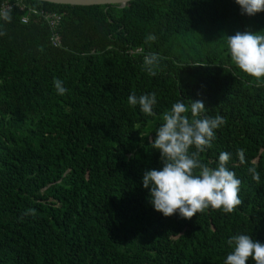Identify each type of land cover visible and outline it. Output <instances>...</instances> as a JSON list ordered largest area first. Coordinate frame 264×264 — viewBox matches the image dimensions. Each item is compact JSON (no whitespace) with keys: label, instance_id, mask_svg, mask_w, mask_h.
<instances>
[{"label":"trees","instance_id":"trees-1","mask_svg":"<svg viewBox=\"0 0 264 264\" xmlns=\"http://www.w3.org/2000/svg\"><path fill=\"white\" fill-rule=\"evenodd\" d=\"M5 3L0 264H223L232 235L264 243V78L242 72L226 43L237 31L264 30V12L243 15L234 0H132L123 8L0 0V11ZM37 11L60 15L59 46ZM149 53L161 57L154 77L143 65ZM56 79L68 89L63 96ZM151 92L153 116L127 102ZM181 99L224 117L199 158L216 167L221 152L231 154L242 203L230 213L164 217L148 202L141 176L162 166L150 140Z\"/></svg>","mask_w":264,"mask_h":264},{"label":"clouds","instance_id":"clouds-1","mask_svg":"<svg viewBox=\"0 0 264 264\" xmlns=\"http://www.w3.org/2000/svg\"><path fill=\"white\" fill-rule=\"evenodd\" d=\"M234 2L243 15L254 16L264 12V0ZM0 19L7 22L10 16L5 12L0 14ZM3 34L0 32V36ZM146 39L155 41L157 37L150 34ZM226 43L232 61L242 72L257 80L264 78V30L237 31L227 36ZM160 62L161 57L155 53L143 58L146 71L153 77L157 75ZM54 87L60 96L68 91L60 79L54 80ZM188 101L186 104L182 99L177 100L163 114V123L155 129V138L150 140L153 149L160 153L162 166L145 170L141 185L147 190L152 208L164 217L176 214L188 219L208 208L230 213L242 203L239 197L241 180L227 166L231 154L221 152L216 167L208 166L199 158L201 153L212 147L216 130L225 123L224 117L203 115L206 112L203 101ZM127 102L130 106H138L145 115H155V92L139 96L131 93ZM193 148L195 150L191 151ZM249 172L259 182V172L255 168H249ZM226 243L231 251L226 254L223 264H246L249 258L254 264H264V243L251 235L238 233L229 237Z\"/></svg>","mask_w":264,"mask_h":264},{"label":"built area","instance_id":"built-area-1","mask_svg":"<svg viewBox=\"0 0 264 264\" xmlns=\"http://www.w3.org/2000/svg\"><path fill=\"white\" fill-rule=\"evenodd\" d=\"M12 6L8 3H5L4 5H2L1 8V13L9 10ZM37 13L45 20V22L48 25V28L51 32V37H50V41L52 43L53 46H59V37L57 34V26L59 24L60 21V15L54 12H43V11H37ZM22 21L25 22L26 19L22 18Z\"/></svg>","mask_w":264,"mask_h":264},{"label":"water","instance_id":"water-1","mask_svg":"<svg viewBox=\"0 0 264 264\" xmlns=\"http://www.w3.org/2000/svg\"><path fill=\"white\" fill-rule=\"evenodd\" d=\"M52 4L62 5H77V6H91V5H118L123 8L129 1L132 0H39Z\"/></svg>","mask_w":264,"mask_h":264}]
</instances>
